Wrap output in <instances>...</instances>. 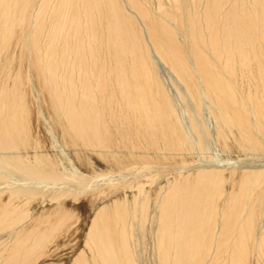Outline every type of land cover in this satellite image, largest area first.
Segmentation results:
<instances>
[{"label": "bare ground", "instance_id": "6f19581e", "mask_svg": "<svg viewBox=\"0 0 264 264\" xmlns=\"http://www.w3.org/2000/svg\"><path fill=\"white\" fill-rule=\"evenodd\" d=\"M51 1L0 0V172L18 173L0 183V264H264V160L184 158L207 140L264 157V0ZM66 160L103 186L81 240L51 198Z\"/></svg>", "mask_w": 264, "mask_h": 264}, {"label": "rangeland", "instance_id": "374dc122", "mask_svg": "<svg viewBox=\"0 0 264 264\" xmlns=\"http://www.w3.org/2000/svg\"><path fill=\"white\" fill-rule=\"evenodd\" d=\"M56 1L52 0L51 3L53 2L55 4ZM134 1L143 4V5H145L148 8H153V9H156V7L160 3V1H163L164 2V6H163L164 10H168L169 9V11H177V12H179V14L183 13V9H176L175 8V6H178L180 4L181 0H134ZM225 1H226L227 5L230 4V3H235L237 5L238 3H240V1L246 2L247 0H225ZM187 4H188V2H187ZM57 12H59V11H57ZM170 82L175 87L174 82L173 81H170ZM179 104H181V103L179 102ZM177 107H179V105ZM181 108L182 107L179 108L180 109L179 111H181ZM34 109H35V106H34ZM180 115H181V113H180ZM181 117H183V118L186 117V114L184 115V113H183L181 115ZM203 121H204L205 125L208 124V126L213 127V121L210 118V116L208 115V113H206V111H205V115H204ZM33 125H34L35 129L37 130V133H38L40 138L45 139L48 142H52L53 141L55 143L58 155H59L60 152H62V153H60L61 155H65V153H63V151H65L63 145H61L59 143V141H56V137L53 136L54 134L49 132V129H48L49 125L45 124L44 119H42V122H41V119L39 120L37 117H34ZM207 141H209V140H207ZM207 141H206V143H207L206 147H196V148H193V149L191 148V150H187L186 154L184 155V158L187 159L190 162L196 160V162H200L199 164L202 163L203 165H205V163H207V164L209 163L210 164L212 162V164L215 163L216 165H224V166H229L228 164H231V163L237 162V161L240 162V163H243V162H246L244 160H248V159L249 160L247 162H249L251 160H256V159H257V161H258V159H260V160L263 159L264 160V157H257V156H251V155H243V156L241 155L240 156V154L238 152H236V151H235L236 153L234 151H229V152L228 151H224V150L220 149L217 145H215L216 143L214 144V142H212V141H209V142H207ZM222 151H224V152H222ZM238 156H239L240 160H239V158H237ZM244 156H245V159H244ZM247 156H249L251 158H248ZM241 157H242V159H241ZM66 161H67L66 167L68 166L69 168L67 167L66 168V169H68L67 173L62 175L63 179L61 181L62 183H61L60 187L62 186L63 188H61V189H53L54 190L53 192L49 188H48L49 190L46 188L47 190H45V191H44V188H42V189L40 188L44 192L40 191V193H39V190H38L37 193L42 196L45 192H48V191L50 192L51 191L52 192L51 198L55 194H57V195L61 194L62 195V197L65 199L66 204L68 205V207L71 208L75 212V215H73V216H74L75 220L77 221L75 223V226L77 225L76 228H78V229L76 231H77L78 234L74 233V237L75 238L77 237V239L81 240V239H83L82 234L86 230L85 227L88 226L87 222L91 221L92 218L94 217L93 211H92V207H91V204H90L88 198L93 197V199H94V198L102 197V194L99 191H100V188L102 190L103 186H101V185L100 186H96V181L94 179H90V180L86 181V180H80L78 177L74 178L76 176V175L74 176V174L77 172V170H79V171H81V170L78 167H75L71 161H69V160H66ZM147 164L151 165L153 163L152 162H148ZM171 166L175 167V166H177V164L174 163V164H171ZM129 170H130V168H126V170H124V169L122 170L121 169L119 171H123V172L126 171L127 172ZM8 171H10L11 173H6L5 171L4 172H0V183L1 182L10 183V181L11 182L15 181V180H13L12 177H10L11 176L10 174L13 173V175H16L18 173L12 172L10 169H8ZM169 172L170 171L168 170V173ZM2 173H4V174H2ZM164 173H165V176H164L163 172L155 173L154 176L156 178L160 179L159 181H161V182H163L165 180H168V178H170V176L172 177L171 174L169 175L166 172H164ZM102 174H105V173L103 172ZM17 176H18V178H20L19 175H17ZM154 176L152 177V179L154 178ZM10 178H11V180H10ZM63 183H65L64 185H66V186H64ZM13 185L18 186L19 188L22 186L20 184L19 185L18 184H11L9 186H13ZM23 185L24 186H22L21 189H23L24 187L28 188V187L25 186L27 184L23 183ZM40 186L41 185H39V187ZM64 187H65L66 190L64 189ZM11 188H13V187H11ZM71 190H74L75 192L77 190V193H73L74 191H71ZM72 194H76L77 197L74 198ZM51 203L53 205H55L54 202H51V201L47 202V204L38 203V201H33V203L29 205L30 208H32L31 214L33 216H38L39 214H41V212H43V210H44L43 213L45 214L47 209H49L50 206H53ZM80 223H81V225H80ZM83 223H86L85 226L83 225ZM79 226H80V228H79ZM143 242H144L143 243L144 248L148 252L151 249V246L148 245L145 240ZM147 252H145V258H147L146 260H148V253Z\"/></svg>", "mask_w": 264, "mask_h": 264}]
</instances>
